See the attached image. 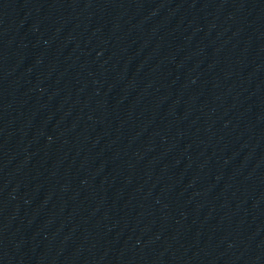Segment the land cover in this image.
I'll return each instance as SVG.
<instances>
[{"label": "water", "instance_id": "obj_1", "mask_svg": "<svg viewBox=\"0 0 264 264\" xmlns=\"http://www.w3.org/2000/svg\"><path fill=\"white\" fill-rule=\"evenodd\" d=\"M0 264H264V0H0Z\"/></svg>", "mask_w": 264, "mask_h": 264}]
</instances>
